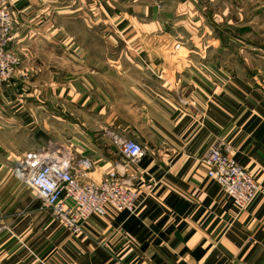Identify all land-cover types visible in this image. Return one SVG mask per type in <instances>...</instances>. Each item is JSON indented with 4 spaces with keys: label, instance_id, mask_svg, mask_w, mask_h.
Returning <instances> with one entry per match:
<instances>
[{
    "label": "crops",
    "instance_id": "1",
    "mask_svg": "<svg viewBox=\"0 0 264 264\" xmlns=\"http://www.w3.org/2000/svg\"><path fill=\"white\" fill-rule=\"evenodd\" d=\"M233 1L16 5L11 44L21 63L0 85L5 264H264V44L238 34L260 37L244 23L264 0L250 17ZM116 136L148 153L129 163ZM219 142L259 184L243 210L207 176L204 157ZM37 150L89 159L86 181L110 169L138 174L137 211L108 206L72 234L14 172Z\"/></svg>",
    "mask_w": 264,
    "mask_h": 264
},
{
    "label": "built area",
    "instance_id": "2",
    "mask_svg": "<svg viewBox=\"0 0 264 264\" xmlns=\"http://www.w3.org/2000/svg\"><path fill=\"white\" fill-rule=\"evenodd\" d=\"M22 0H0V84L9 81L20 63L12 47L15 9ZM155 1V0H153ZM161 7L160 3H157ZM179 43L175 44V48ZM121 154L129 163L137 164L148 147L137 140L115 137ZM230 146L219 142L211 146L204 157L207 176L217 182L238 210H243L259 188L254 176L236 162ZM127 166V164H126ZM94 164L87 158L74 161L70 157H55L49 151H29L16 160L15 174L34 188L42 205L74 235L83 232L92 215H105L107 207L135 213L140 203L136 180L139 175L107 171L101 182L86 181ZM0 264H5L0 256Z\"/></svg>",
    "mask_w": 264,
    "mask_h": 264
},
{
    "label": "rangeland",
    "instance_id": "3",
    "mask_svg": "<svg viewBox=\"0 0 264 264\" xmlns=\"http://www.w3.org/2000/svg\"><path fill=\"white\" fill-rule=\"evenodd\" d=\"M156 1V0H155ZM233 1V0H232ZM242 1V3H240L241 5H239V6H241V13H242V15H243V17H250V15H252L253 13H254V11H255V9L257 8V3L259 2V0H241ZM257 1V2H256ZM219 3V2H218ZM234 3V4H233ZM233 3H232V6H231V8L230 9H232L233 11L235 10L234 8H235V3H236V0H234L233 1ZM202 4H203V6H206V9H207V0H202ZM217 4V3H216ZM219 5V4H218ZM260 9V14H259V16H257L256 18H254V19H252V18H250V21H245V25L247 26V27H254V29H259V31L261 32V35H260V37H257V35L256 34H254V35H251V33H238L239 34V36H242L243 38H245L246 40H249V41H259L260 43H262V44H264V8H259ZM206 11V13H207V10H205ZM204 19H205V26H207V14H206V16L204 17ZM247 23H249V24H247ZM202 26V25H201ZM245 26V27H246ZM230 27H232L231 25H230ZM79 28H81V27H79ZM244 30L246 29V28H243ZM202 32V30L200 31V33ZM220 36V35H219ZM205 37V38H204ZM233 37V36H232ZM206 38H207V33L204 35V36H201V37H199V39H198V41L199 42H206ZM221 38H223V37H221ZM233 38H235V37H233ZM95 43H99L98 41H96V38H95V41H94ZM197 42V41H196ZM106 43V42H105ZM198 43V42H197ZM228 43H231L230 41H228ZM233 45V44H232ZM232 45L230 46V47H232ZM15 51V50H14ZM16 52V51H15ZM16 54L18 55V53L16 52ZM225 54V56H227V57H229V55L231 56H233V58H235L234 57V55L232 54V53H223V55ZM214 57H217L218 58V55H219V52H216V53H213L212 54ZM250 56V55H249ZM18 57H19V59H20V63H21V58H20V56L18 55ZM246 57V56H245ZM232 58V59H233ZM250 58H251V56H250ZM248 59H249V57H248ZM20 63H19V65H20ZM19 65L16 67V71H15V75L9 80V81H6V82H4V83H2V84H0V85H4V84H6V83H8V82H10V81H12L13 79H14V77L16 76V74H17V69H18V67H19ZM116 142V141H115ZM211 148V147H210ZM209 148V149H210ZM42 151H45V152H47L48 150H42ZM57 154H60L61 155V157L63 156L64 158H67V154L66 153H62V151H59ZM242 166V165H241ZM223 190V189H222ZM93 216V215H92ZM83 231H84V227H83ZM71 232V231H70Z\"/></svg>",
    "mask_w": 264,
    "mask_h": 264
},
{
    "label": "bare ground",
    "instance_id": "4",
    "mask_svg": "<svg viewBox=\"0 0 264 264\" xmlns=\"http://www.w3.org/2000/svg\"><path fill=\"white\" fill-rule=\"evenodd\" d=\"M54 156L55 157H61V155L60 154H57V153H54ZM63 157V156H62Z\"/></svg>",
    "mask_w": 264,
    "mask_h": 264
}]
</instances>
